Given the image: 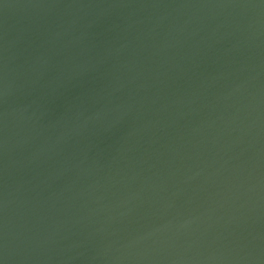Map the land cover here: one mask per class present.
<instances>
[{
	"label": "water",
	"instance_id": "obj_1",
	"mask_svg": "<svg viewBox=\"0 0 264 264\" xmlns=\"http://www.w3.org/2000/svg\"><path fill=\"white\" fill-rule=\"evenodd\" d=\"M0 264H264V0H0Z\"/></svg>",
	"mask_w": 264,
	"mask_h": 264
}]
</instances>
